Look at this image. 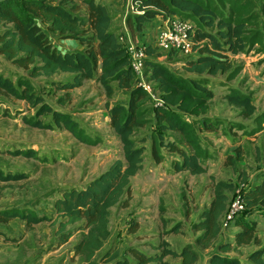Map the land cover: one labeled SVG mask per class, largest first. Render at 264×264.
<instances>
[{"label": "trees", "instance_id": "trees-1", "mask_svg": "<svg viewBox=\"0 0 264 264\" xmlns=\"http://www.w3.org/2000/svg\"><path fill=\"white\" fill-rule=\"evenodd\" d=\"M134 7L133 17L127 18L132 34H141L144 25L158 16H178L196 23V53L184 57L182 69L190 73L185 77L171 71L167 65L157 59V55L180 56L174 51L162 52L156 42L147 43L145 52L146 66L150 69V79L156 82L165 101L164 106L155 109L154 117L160 130L157 138L152 139V154L162 162L160 148L177 152L181 159L175 161L178 172L202 174L207 171L203 163L205 154L199 144L191 124L180 113L183 111L201 113L208 102L214 98L213 92L203 78V74L216 75L232 69L230 57L251 49L264 39V1L261 5V28L249 30V19H238L219 11L209 0H131ZM238 11L247 8L241 0H226ZM82 5L85 6L83 10ZM113 15L106 3L101 0H0V56L12 64L25 69L28 76H20L15 82L0 71V92L23 100L37 111V117H25V122L37 128L54 130L63 127L80 141L96 144L97 140L83 134L78 122L67 113L60 111L39 93L32 78L52 77L58 73H70L71 80L56 83L58 90L65 93L58 97V103L66 105L71 101V91L81 87L86 80L97 79L109 96L115 91L114 82L119 89L129 91L127 104L115 103L109 106L110 126L116 130L123 143L124 160L115 161L108 170L90 181L83 188L66 189L53 204L58 218L59 230L63 241L73 232H65L68 225L83 222L78 226L81 239L76 243L74 252L83 257V264H197L199 252L190 244L180 250L172 247L167 239L145 243L154 253H148L138 246L127 247L124 253L117 246L106 251L99 260L98 252L106 245L110 237L111 208L117 204L129 207L132 199L131 177L142 168L145 139L133 137L136 129L145 125L142 119V102L148 93L141 87H135L136 74L131 66L128 49L121 41V28L115 25ZM216 27L217 31L205 27ZM61 40H75L82 49L60 50L52 37ZM203 43V44H202ZM1 66V64H0ZM230 102L243 106L244 115L252 116L256 107L251 96L233 89L226 94ZM39 116H51L44 121ZM204 130H214L215 123L209 119L201 120ZM166 131L179 132L192 148L191 151L177 141H166ZM14 155L36 157L34 151L14 150ZM20 172L3 170L0 167V181H16L25 178ZM223 187L232 188L229 183H219L215 198L209 208L203 211L201 220L195 223L200 231L196 242L201 248L210 249L217 241L216 250L210 252L208 264H264V244L259 236L256 220L248 218L254 212L264 213V172L258 174L255 181L248 182L247 176L240 188L244 200V209L236 214L228 227H238L231 239L219 237L223 232L222 217L228 211V195ZM125 197V198H124ZM51 216L35 209L25 207L0 208V224L12 220H22L28 228L50 220ZM140 224L133 221L130 232L137 233ZM180 225H174L170 232L178 233ZM0 227V236L4 235ZM143 237L145 235H142ZM138 238H142L141 235ZM255 245L246 260L230 252L235 247ZM132 256V257H131ZM179 259L177 263L168 258Z\"/></svg>", "mask_w": 264, "mask_h": 264}, {"label": "rangeland", "instance_id": "rangeland-1", "mask_svg": "<svg viewBox=\"0 0 264 264\" xmlns=\"http://www.w3.org/2000/svg\"><path fill=\"white\" fill-rule=\"evenodd\" d=\"M101 1L115 15V25L121 28L122 35L128 33L135 41L136 50L139 51L149 43L145 39L144 42L139 41L127 25V18L134 15L130 0H119L120 7H113L114 0ZM209 1L219 11L232 17L249 19V30L261 28L260 8L264 0H241L242 4L247 5L241 11L226 0ZM81 8L85 10L84 5ZM205 29L213 33L217 31L216 27L206 26ZM52 39L60 50L77 49L78 42L75 40H61L56 36ZM155 40L150 43L154 44ZM187 56L159 54L155 57L174 73L189 77L190 73L182 69V61ZM230 57L233 67L228 72L201 75L215 92L205 111L196 114L172 106L191 124L193 135L199 139L205 154L203 163L207 168L202 174L176 171L174 163L181 156L164 147L159 151L163 157L162 162L153 156L152 139L160 133L154 112L159 106H164L165 101L156 82L150 79L147 66L142 74H136L135 87H141L148 93L141 106L145 125L137 128L133 134L138 140L145 139L143 168L131 177L132 199L129 207L117 204L111 208L110 237L98 252L97 260L114 246L122 253L131 245L154 253L145 243L159 242L161 239H168L176 250L186 244L194 249L201 248L196 242L201 232L195 229V223L201 220L203 211L209 208L215 198L218 184L223 182L233 186L223 187V192L229 197V207L243 186L244 178L247 176L248 182H252L258 174L264 172V39L248 51L238 55L230 54ZM0 64V71L15 82L20 76H28L25 69L12 64L4 56H0ZM72 77L70 73H58L49 78L41 76L31 80L47 103L69 113L78 122L83 134L97 140L96 144L80 141L63 127L48 130L27 124L24 118L37 117L36 109L23 100L0 92V167L26 175L21 180L0 181V208L25 207L51 216L50 220L32 228H28L22 220L0 224L5 232L0 236V264H83V257L74 252L76 243L81 239L78 226L83 222L68 225L65 232L73 234L63 241L59 230V222L63 218H58L54 213V201L66 189L85 187L115 161H125L121 138L110 126L109 106L115 103L127 104L129 91L119 89L114 82V94L109 96L99 80H86L81 87L71 91L72 98L68 104H60L58 97L65 92L58 90L54 82H65ZM233 89L251 96L256 107L252 116H245L243 106L226 99V94ZM39 118L48 121L51 116ZM204 118L211 119L216 128L204 130L201 124ZM165 135L166 141H177L187 150H192L179 132L166 131ZM19 149H29L37 156L10 153ZM247 217L257 221L259 231L263 232V241L264 213L254 212ZM133 221L140 224L137 233L130 232ZM177 224L180 225V231L170 232ZM234 229L232 226L223 228L219 239H231ZM139 235L142 238H138ZM254 249L255 245H246L234 248L230 253L246 260ZM169 259L180 262L179 259Z\"/></svg>", "mask_w": 264, "mask_h": 264}, {"label": "built area", "instance_id": "built-area-1", "mask_svg": "<svg viewBox=\"0 0 264 264\" xmlns=\"http://www.w3.org/2000/svg\"><path fill=\"white\" fill-rule=\"evenodd\" d=\"M130 3L133 7L132 1ZM134 8V7H133ZM135 12V10H134ZM195 24L188 19L178 16L168 15L164 17L162 27L157 34L156 46L164 52L174 51L179 55H194L196 53L197 40L195 36ZM121 41L125 44L130 54L131 66L135 74H142L146 66L145 58L147 54L145 47L136 50L135 41L128 35H122ZM142 85V83H140ZM144 86V85H143ZM146 89V87H145ZM244 200L238 195L232 200L226 213L223 227L227 228L234 220L237 213L244 209Z\"/></svg>", "mask_w": 264, "mask_h": 264}, {"label": "crops", "instance_id": "crops-1", "mask_svg": "<svg viewBox=\"0 0 264 264\" xmlns=\"http://www.w3.org/2000/svg\"><path fill=\"white\" fill-rule=\"evenodd\" d=\"M119 0H114V3H113V7H120L119 3H118ZM122 7V6H121ZM163 20L164 18L161 17V16H158L157 18H155L152 22H149V23H146L144 25V28H143V31L141 32V34H136V38L139 40V41H143L144 42V39L147 40L149 43L153 40L156 39V35L157 33L160 31L161 27H162V24H163ZM156 41V40H155ZM77 49H82V46L77 43ZM62 50V49H61ZM239 228L238 227H235L234 230H232V235L235 233L234 231H237ZM263 235V232H260L259 231V236L262 237ZM264 238V237H263ZM168 240V239H167ZM264 241V239H263ZM217 245V241L214 243L213 247L210 248V249H204V248H197L196 250L199 252L200 254V259L198 261L197 264H208V256L210 254V252L216 250V246ZM235 248H240V247H235ZM234 250V249H233ZM232 255H235V254H232ZM169 259V258H168ZM172 261V259H169Z\"/></svg>", "mask_w": 264, "mask_h": 264}]
</instances>
